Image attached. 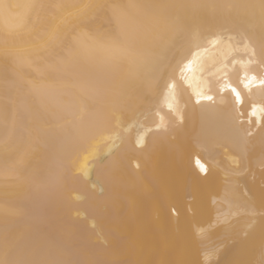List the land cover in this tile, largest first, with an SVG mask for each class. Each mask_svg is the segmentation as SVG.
Returning a JSON list of instances; mask_svg holds the SVG:
<instances>
[{"label":"bare ground","instance_id":"bare-ground-1","mask_svg":"<svg viewBox=\"0 0 264 264\" xmlns=\"http://www.w3.org/2000/svg\"><path fill=\"white\" fill-rule=\"evenodd\" d=\"M0 264H264V0H0Z\"/></svg>","mask_w":264,"mask_h":264},{"label":"rangeland","instance_id":"rangeland-1","mask_svg":"<svg viewBox=\"0 0 264 264\" xmlns=\"http://www.w3.org/2000/svg\"><path fill=\"white\" fill-rule=\"evenodd\" d=\"M22 202H23V201H22ZM26 202H27V203H26ZM23 204H25V205H29L28 201H26V200H24ZM27 216H29L28 218H32L33 216H35V214H33V213H29ZM38 226H39V225H38L37 223H35L34 227H35V228H36V227L38 228ZM57 227H58V224H57V223H55V224L53 223V224L47 226V228H48V229H47V235L49 236L50 234H52V233H53V230L56 229ZM45 237L47 238V236H45ZM29 250H30L29 248H26V249L24 250V252L27 253V252H29ZM67 251L69 252V249H68ZM70 252H71V253H70ZM70 252H69L70 254L74 253V251L71 250V249H70ZM72 255H74V254H72ZM72 255H71V256H72Z\"/></svg>","mask_w":264,"mask_h":264},{"label":"snow or ice","instance_id":"snow-or-ice-1","mask_svg":"<svg viewBox=\"0 0 264 264\" xmlns=\"http://www.w3.org/2000/svg\"><path fill=\"white\" fill-rule=\"evenodd\" d=\"M240 101V100H239Z\"/></svg>","mask_w":264,"mask_h":264}]
</instances>
